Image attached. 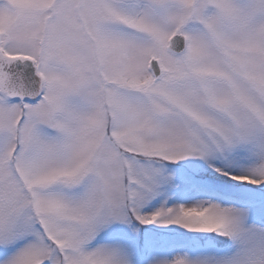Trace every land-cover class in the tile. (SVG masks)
<instances>
[{"label":"snow or ice","instance_id":"snow-or-ice-1","mask_svg":"<svg viewBox=\"0 0 264 264\" xmlns=\"http://www.w3.org/2000/svg\"><path fill=\"white\" fill-rule=\"evenodd\" d=\"M0 264H264V0H0Z\"/></svg>","mask_w":264,"mask_h":264}]
</instances>
